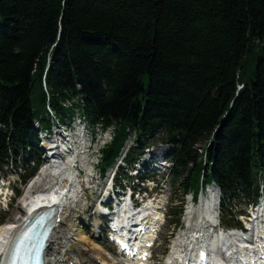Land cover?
Segmentation results:
<instances>
[{
    "label": "trees",
    "instance_id": "1",
    "mask_svg": "<svg viewBox=\"0 0 264 264\" xmlns=\"http://www.w3.org/2000/svg\"><path fill=\"white\" fill-rule=\"evenodd\" d=\"M83 87L92 124L177 147L175 181L250 196L264 171V0H0V123L13 147ZM47 85V89L44 87ZM45 121V120H44ZM7 141L0 133V162Z\"/></svg>",
    "mask_w": 264,
    "mask_h": 264
},
{
    "label": "bare ground",
    "instance_id": "2",
    "mask_svg": "<svg viewBox=\"0 0 264 264\" xmlns=\"http://www.w3.org/2000/svg\"><path fill=\"white\" fill-rule=\"evenodd\" d=\"M77 161L78 158L75 154L70 155V159L64 161V165L69 166L66 170H62V168L57 169V171L54 172L55 175H52L48 171H42L34 180H32L21 195L15 210L16 214L13 215L8 222L0 226V237L7 239L12 231L18 230L24 223V220L32 216L38 210L57 206L63 212L65 223L60 232H58L53 239V251L56 250L57 246H60L62 240L61 236L68 233L66 239H73L75 242L84 244V247L88 248V250L89 248L97 249L100 254L105 255L104 250L100 246L94 244L87 235L83 233L81 226L79 225V214H77V209L82 208L85 203L87 196L83 188L85 185L88 186V180L86 179H89L90 177L88 176L84 179L79 175L76 170ZM53 176H57L58 178L55 179L56 177ZM52 179L55 180L54 184ZM158 204L159 203H154L153 205L151 203L149 206L157 208L158 206L156 205ZM199 208L205 215H207L206 219L210 221L216 220L215 217L217 216V211L215 208L211 209L212 206H209V210H206L203 204H201ZM62 231L65 233H62ZM195 232L196 231L193 233ZM192 235L193 234L191 233L184 234L180 240L177 241V251L173 252L168 264H173L174 258L178 256L179 258H181L182 255L183 257L189 256L196 248V242L189 241L190 238H193ZM234 238H237V236ZM3 239H0V249L4 247ZM241 241L242 239L239 241L242 244ZM211 243L213 248L217 250L220 247L227 248L229 245L226 240L219 238L211 241ZM231 252L233 253V251ZM227 259L228 264H235L238 262V257L234 255V253ZM113 263L115 262H110L109 264Z\"/></svg>",
    "mask_w": 264,
    "mask_h": 264
},
{
    "label": "rangeland",
    "instance_id": "3",
    "mask_svg": "<svg viewBox=\"0 0 264 264\" xmlns=\"http://www.w3.org/2000/svg\"><path fill=\"white\" fill-rule=\"evenodd\" d=\"M162 147L163 146H161V145H156V148H158V152H159V154H158V157L159 158H161V156H162ZM167 151V150H166ZM6 173H3V175H5ZM12 177V176H11ZM13 178H15V177H13ZM86 179V178H85ZM167 181H170L171 182V179L170 178H168L167 179ZM23 189L24 188H22L21 190L23 191ZM169 189L171 190V192H169V193H172L171 194V198L173 199V200H177V201H175L174 203H173V205H170V207H169V211H170V214H172V212H175L176 211V209L177 208H181L182 207V201H184L185 202V204H184V213H183V218H182V223H181V227H183V230L185 229V224L186 223H188V220H189V214H191V212H190V208H191V206H190V200H191V196L189 195V196H187V197H184L183 196V194L181 193V191L179 190V189H177V190H175V189H173L172 188V186L169 184ZM93 193H94V191L92 192V194H90L89 196H88V198H89V201L92 199V201H93V199H95L94 198V196H93ZM87 203H85L84 204V206L82 207V208H79V209H77L78 211H79V216L78 217H81L82 218V220H83V224L84 225H86L87 224V218H88V216H89V210H88V207H91L92 206V203L90 204V206H87L86 205ZM171 209V210H170ZM15 208H13V211H12V213H11V215H9V217H8V221L10 220V218L13 216V215H15L16 214V212H15ZM77 211V212H78ZM199 211H200V213H199ZM195 213H196V216H198V217H200V220H203L204 218L206 219V217H207V215H205L202 211H201V209L199 208V207H197L196 209H195ZM6 220V221H7ZM172 220V219H171ZM170 220V221H171ZM194 220V219H193ZM192 220V221H193ZM7 221V222H8ZM195 221V220H194ZM172 222V221H171ZM171 222H170V225H166V227L164 228V230H163V233H162V235H161V237H160V241H159V243H158V246H157V248H156V250H155V252H154V262H153V264H164L165 263V261L167 260V257L171 254V251H172V247H171V245H172V239H171V237H172V234L173 233H175L176 234V238H177V236H179L180 234H179V232H180V228L181 227H178V228H175V227H172V225H171ZM4 225V224H3ZM175 231V232H174ZM185 233V232H184ZM183 233V234H184ZM174 237V236H173ZM175 237H174V239H175ZM182 237V235L179 237V239L178 240H180V238ZM177 240V241H178ZM168 241H170V243H168ZM176 241V242H177ZM168 244H170V246H169V248H168ZM107 248V247H106ZM96 251H98L97 249H95ZM106 250V249H105ZM107 251V250H106ZM99 252V251H98ZM100 253V252H99ZM172 255H173V253L171 254V257H172ZM169 259H170V257H169ZM169 259H168V261H169Z\"/></svg>",
    "mask_w": 264,
    "mask_h": 264
},
{
    "label": "snow or ice",
    "instance_id": "4",
    "mask_svg": "<svg viewBox=\"0 0 264 264\" xmlns=\"http://www.w3.org/2000/svg\"><path fill=\"white\" fill-rule=\"evenodd\" d=\"M3 245L4 247L0 249V264H3L4 256L9 258L10 264H31L32 261L42 264L46 238L41 244L38 240H34L27 230H14L7 239H3ZM201 258H205L204 253H201Z\"/></svg>",
    "mask_w": 264,
    "mask_h": 264
}]
</instances>
